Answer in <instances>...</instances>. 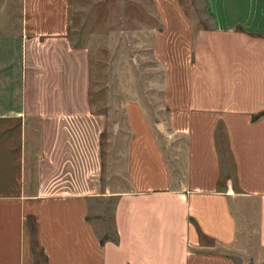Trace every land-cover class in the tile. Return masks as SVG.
<instances>
[{"label":"crops","instance_id":"1","mask_svg":"<svg viewBox=\"0 0 264 264\" xmlns=\"http://www.w3.org/2000/svg\"><path fill=\"white\" fill-rule=\"evenodd\" d=\"M204 1L209 28L191 35L179 23L194 48L167 72V147L140 105H125L124 188L114 195V239L100 240L89 196L46 194L32 176L33 120L68 129L81 101L54 98L55 113L32 114L38 72L27 42L61 40L67 25L65 0H23L17 34L0 33V264H264V0ZM47 56L64 67L67 55ZM71 68L67 88L80 91V67ZM219 137L231 177L221 178ZM69 153L74 168L79 149Z\"/></svg>","mask_w":264,"mask_h":264},{"label":"rangeland","instance_id":"2","mask_svg":"<svg viewBox=\"0 0 264 264\" xmlns=\"http://www.w3.org/2000/svg\"><path fill=\"white\" fill-rule=\"evenodd\" d=\"M228 1L218 0V5ZM22 5L23 0H0V33L17 34ZM65 21L66 33L61 40L27 42V49L34 52L30 66L38 72L31 73V109L32 114L51 115L56 110L50 100L74 96L80 97V116L76 123L63 120L70 126L63 130L58 120H33L29 136L34 149L32 176L44 183L46 194L89 196L87 217L97 237L112 240L114 195L124 188L120 183V151L129 139L125 105L137 102L151 133L167 147L170 138L160 128L164 124L167 129V72L174 67L173 62L182 65L194 48L192 41L183 39L184 27L179 23L185 21L189 33L195 35L209 28V15L204 0H65ZM14 45L17 47V42ZM53 50L67 55L63 63L60 59L64 67L52 66L55 58L48 57L47 51ZM73 63L80 67V91L67 88ZM59 81L65 87L53 89ZM35 99L50 102L34 105ZM66 112H72L70 107ZM219 139L221 178L231 177V163ZM70 149H79V156H73L74 168Z\"/></svg>","mask_w":264,"mask_h":264}]
</instances>
